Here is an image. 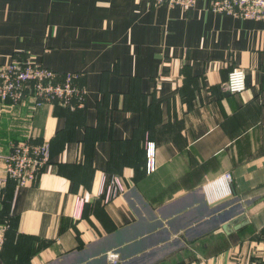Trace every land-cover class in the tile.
Returning a JSON list of instances; mask_svg holds the SVG:
<instances>
[{
    "label": "crops",
    "instance_id": "crops-1",
    "mask_svg": "<svg viewBox=\"0 0 264 264\" xmlns=\"http://www.w3.org/2000/svg\"><path fill=\"white\" fill-rule=\"evenodd\" d=\"M28 56L81 74L85 104L0 99V154L51 153L0 192V264H264V21L208 0H0V65Z\"/></svg>",
    "mask_w": 264,
    "mask_h": 264
},
{
    "label": "built area",
    "instance_id": "built-area-1",
    "mask_svg": "<svg viewBox=\"0 0 264 264\" xmlns=\"http://www.w3.org/2000/svg\"><path fill=\"white\" fill-rule=\"evenodd\" d=\"M153 5L180 6L190 10L199 0H149ZM209 9L216 14H227L237 18L264 21V0H208ZM81 74H60L52 69L37 64L31 57L14 60L7 65H0V99L11 105L24 103L33 99L35 106L46 104L64 106L70 109L83 108L86 88L79 84ZM227 89L232 94L243 93L247 89L246 73L243 68L230 72ZM4 162L2 175L0 172V192L11 178L18 186L33 184L45 166L51 160L48 141L37 143L25 140L15 143L11 152L1 155ZM226 185L232 181L231 175L223 177ZM222 181V180H221ZM223 182V181H222ZM109 201L121 194L124 187L120 179H113L106 187ZM7 226H0V251L5 241ZM116 255L111 257L116 261ZM225 264H242L238 260L227 261Z\"/></svg>",
    "mask_w": 264,
    "mask_h": 264
}]
</instances>
